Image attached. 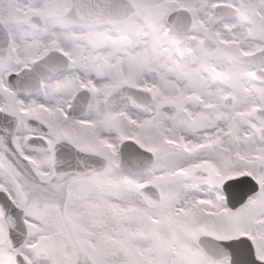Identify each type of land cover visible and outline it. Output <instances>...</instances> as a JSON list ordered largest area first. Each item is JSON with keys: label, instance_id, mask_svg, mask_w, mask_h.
I'll return each mask as SVG.
<instances>
[{"label": "snow or ice", "instance_id": "snow-or-ice-1", "mask_svg": "<svg viewBox=\"0 0 264 264\" xmlns=\"http://www.w3.org/2000/svg\"><path fill=\"white\" fill-rule=\"evenodd\" d=\"M0 264H264V0H0Z\"/></svg>", "mask_w": 264, "mask_h": 264}]
</instances>
